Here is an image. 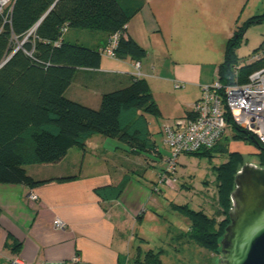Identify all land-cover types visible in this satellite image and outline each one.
I'll return each instance as SVG.
<instances>
[{
    "label": "crops",
    "instance_id": "obj_1",
    "mask_svg": "<svg viewBox=\"0 0 264 264\" xmlns=\"http://www.w3.org/2000/svg\"><path fill=\"white\" fill-rule=\"evenodd\" d=\"M143 2L126 24V34L146 50L139 70L160 115L138 117V112L126 128L131 131L145 121L141 130L147 132L143 138L151 150L135 149L118 139L112 138V142L93 134L83 149L70 148L55 164H30L51 166L54 170L34 175L27 171L29 165L25 166L34 180L66 176L74 179L53 180L34 187L0 183V264H10L15 256L23 264H71L74 256L79 258V264H117L127 247L130 222L145 216L156 192L153 188L159 186L157 176L167 148L163 126L191 112L201 86L214 81L226 41L235 28L264 11V0ZM254 26L260 28L262 41L264 22ZM68 34L69 28L64 40L76 43ZM91 34H95L93 41L86 47L106 45L109 37L105 32ZM160 49L166 50V56L155 65L153 59L157 61L156 51ZM133 63L129 58H110L105 62L101 59L95 69L77 68L64 94L97 108L103 93L132 81ZM175 83L181 85L174 87ZM65 161L66 166L62 167ZM125 178L117 198L104 200L94 192L95 188L117 185ZM31 192L37 194L36 201L29 198ZM56 219L64 223L62 228L55 226Z\"/></svg>",
    "mask_w": 264,
    "mask_h": 264
},
{
    "label": "trees",
    "instance_id": "obj_2",
    "mask_svg": "<svg viewBox=\"0 0 264 264\" xmlns=\"http://www.w3.org/2000/svg\"><path fill=\"white\" fill-rule=\"evenodd\" d=\"M143 4V0H15L11 23L5 24L0 33V64L11 51L10 31L21 37L35 22L39 21V24L33 45L30 42L24 45L27 50L33 47V55L28 56L22 50H16L0 66V183L34 187L53 180L62 182L74 179V176H66L34 180L27 174L25 166L55 164L70 148L83 149L86 140L93 134L118 139L135 149L151 150L143 138L147 132L141 130L146 126L145 121L141 122L142 126L138 125L131 131L126 128L138 112V117L144 114L160 115L147 81L132 76L127 86L103 93L97 108L67 98L64 92L75 70L98 68L102 59L101 48L104 46L90 48L69 43L60 31L66 26L67 29L102 31L108 37L119 32L114 49L116 58L139 62L145 58L146 50L127 36L126 24ZM262 22L264 11L246 19L228 38L223 61L217 66L220 83L232 82L237 65L239 83L246 82L252 71L264 67V37L254 51L261 52L260 59L246 63L236 55V48L249 26ZM58 38L61 43L55 47L52 42ZM190 116L191 112L185 117ZM228 127L234 132L231 134L232 139H245L260 147L258 166L264 167V147L255 136L236 125L226 114ZM223 138V142H219ZM226 138V135H222L213 146L186 153L224 150L221 144L227 142ZM244 163L240 153L232 152L227 161L217 168L216 209L213 214L176 206L189 222L185 230L178 229L175 232L177 241L183 240L210 252H221L220 239L229 223L228 211L232 207L234 176ZM125 183L126 178L117 185L95 188L94 192L104 200L117 198ZM153 191L161 190L154 187ZM220 216L222 219L217 221ZM164 252L163 248L142 251L140 246H136L131 257L123 254L117 264H163L160 257Z\"/></svg>",
    "mask_w": 264,
    "mask_h": 264
},
{
    "label": "rangeland",
    "instance_id": "obj_3",
    "mask_svg": "<svg viewBox=\"0 0 264 264\" xmlns=\"http://www.w3.org/2000/svg\"><path fill=\"white\" fill-rule=\"evenodd\" d=\"M253 27L256 26L254 24L249 26L236 48V55L242 62L247 63L254 53L261 54L260 51L254 52L262 38L258 31L260 28ZM91 33L104 32L70 27L68 35L73 42L90 46L93 41L92 35H95ZM165 52V49L156 51L158 59L157 61L155 58L153 59L155 65L165 58ZM103 59L105 62L110 58L102 54V61ZM231 134H234L232 129L226 128L223 135H226L228 139H225L226 143L221 144L224 150L210 149L205 153H183L179 155L174 175L176 181L173 183V187L169 188L158 183V188L161 191L154 193L151 205L147 206L148 211H146L145 216L140 217L135 223L130 222L127 229V247L124 255L131 257L136 246H140L142 251L163 248L165 252L160 257L163 264H220L221 252H210L201 247L187 244L183 240L177 241L175 239V232H178V229L185 230L188 226V218L180 213L176 206H185L190 210H203L207 215L213 214L216 209L214 199L217 168L227 161L228 155L232 152L240 153L245 163L248 162L258 166L260 147L245 139H232ZM106 139L112 142L115 141L108 137ZM223 140L224 138L219 142H223ZM165 152L164 157H167L169 155L168 147ZM66 163L65 161L62 167H65ZM26 169L34 175L41 172L45 174L54 170L51 166L42 165H29L26 166ZM160 172L157 176V182L159 181ZM221 219L222 216L217 217V221Z\"/></svg>",
    "mask_w": 264,
    "mask_h": 264
},
{
    "label": "built area",
    "instance_id": "obj_4",
    "mask_svg": "<svg viewBox=\"0 0 264 264\" xmlns=\"http://www.w3.org/2000/svg\"><path fill=\"white\" fill-rule=\"evenodd\" d=\"M14 3L15 0H0V33L5 24L10 25L11 23ZM38 24L39 21L35 22L21 37L15 35L12 30L10 31L11 51L6 59L16 50H22L28 56L33 55V47L27 50L24 45L28 42L33 45ZM60 31L61 36L64 35L67 27L63 26ZM119 34L116 32L108 38L106 45L101 48L102 54L117 59L114 49L117 46ZM123 36L125 37L126 34L123 33ZM60 38L54 40L52 45L59 46ZM260 56L261 54L256 53L250 57L248 62L256 61L260 59ZM133 67L132 76L142 77L139 62L134 61ZM238 67L239 65L234 68L231 83H220L216 75L211 84L201 86L200 96L193 103L190 117L177 118L172 124L163 126V141L168 147L169 155L163 158V168L158 177V183L169 188L173 187L176 181L174 175L179 155L213 146L226 130V114L236 125L254 135L264 147V67L252 71L244 83L237 82ZM180 85V83H175L174 87ZM29 198L36 201L38 196L31 192ZM54 224L58 228L64 226L60 219H56ZM9 263L23 264L17 256L10 259ZM71 264H79V258L72 257Z\"/></svg>",
    "mask_w": 264,
    "mask_h": 264
},
{
    "label": "water",
    "instance_id": "obj_5",
    "mask_svg": "<svg viewBox=\"0 0 264 264\" xmlns=\"http://www.w3.org/2000/svg\"><path fill=\"white\" fill-rule=\"evenodd\" d=\"M234 184L220 264H264V167L244 163Z\"/></svg>",
    "mask_w": 264,
    "mask_h": 264
},
{
    "label": "bare ground",
    "instance_id": "obj_6",
    "mask_svg": "<svg viewBox=\"0 0 264 264\" xmlns=\"http://www.w3.org/2000/svg\"><path fill=\"white\" fill-rule=\"evenodd\" d=\"M263 130H264V126H263Z\"/></svg>",
    "mask_w": 264,
    "mask_h": 264
}]
</instances>
